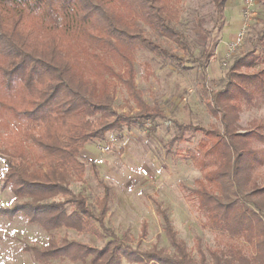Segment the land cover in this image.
Segmentation results:
<instances>
[{
  "label": "trees",
  "instance_id": "1",
  "mask_svg": "<svg viewBox=\"0 0 264 264\" xmlns=\"http://www.w3.org/2000/svg\"><path fill=\"white\" fill-rule=\"evenodd\" d=\"M213 1L218 9L215 28L220 30L228 0ZM180 2L0 0V156L5 165L1 183L16 199L10 208L0 206V213L9 217L22 213L50 233L43 246L24 244L33 263L122 264L126 259L133 264H208L200 244L199 258L188 253L158 202L157 212L175 253L156 245L134 247L127 233L120 235L108 226L111 186L100 178L93 160L89 162L103 186L102 196L92 204L84 192L71 187L73 179L86 181L85 145L104 142L108 132L132 124L144 127L149 122L148 131H155L158 120L167 117L165 109L158 102L148 103L137 87L138 50L175 60L184 69L190 61L204 59L208 65L214 57L205 50L202 58L191 53L185 59L158 40L190 52ZM142 23L158 39L148 35ZM256 39L259 47L226 65L221 87L210 94L208 110L222 129L186 125L173 118L178 131L168 141L171 152L184 131L203 134L196 149L177 150L201 170L195 189L199 205L214 226L244 237L256 248L251 256L242 249L212 252L213 264H264V186L247 190L252 169L263 162L251 140L264 137L242 132L238 122L244 104L264 99V68L256 70L264 56V28L251 38ZM119 86L136 102L135 114H122L114 107ZM60 229L106 240L98 246L67 236L57 238L54 231Z\"/></svg>",
  "mask_w": 264,
  "mask_h": 264
},
{
  "label": "rangeland",
  "instance_id": "2",
  "mask_svg": "<svg viewBox=\"0 0 264 264\" xmlns=\"http://www.w3.org/2000/svg\"><path fill=\"white\" fill-rule=\"evenodd\" d=\"M180 18L188 36L190 52L179 49L168 40L158 39L142 23L146 33L157 38L166 47L185 58H202L205 50L214 54L207 62L186 63L189 68H181L177 61L165 59L149 51L138 50L135 58L136 84L143 92V98L150 104L158 102L165 109L166 118L158 120L155 131L146 126H125L122 131H110L103 142L88 143L82 150L86 161L85 182L72 180L74 191H82L94 204L103 194V186L94 176V168L100 178L111 186L110 207L106 214V224L118 234L127 233L129 243L140 249L156 245L167 253H175L164 230L163 219L157 212L156 202L169 214L179 240L185 242L188 253L199 258L198 244L201 245L208 264H213L212 252L242 249L251 256L256 248L244 237L234 236L226 229L213 225L208 215L199 205L195 189L202 178L201 170L181 154L178 149H196L203 134L194 129L183 133V139L168 151V141L178 131L173 118L186 125L222 129L221 122L207 107L210 94L221 87L226 73L225 61L231 65L236 56H241L252 47H259L258 38L252 41L264 28V0H256V15L242 44L228 59L232 41L237 39L244 25V6L240 0H228L221 19L220 30L215 28L218 9L213 0H181ZM215 28V29H214ZM212 30V31H211ZM211 32V33H210ZM220 38L217 46L215 40ZM192 53V54H191ZM264 56L258 61L256 70L264 68ZM114 107L119 113L133 115L137 112L136 102L122 86H119ZM239 126L242 132H256L264 137V99L256 98L241 107ZM251 144L263 156V162L251 171L248 181L250 190L264 186V140L253 138ZM89 160L95 162L93 168ZM146 169L147 174L142 172ZM5 165L0 156V206L10 208L16 202L10 188L2 187ZM250 186H252L250 188ZM255 199V198H254ZM252 208V202L248 203ZM143 224L146 225L143 230ZM57 238L67 236L83 242L101 246L106 238L91 234H81L74 230L54 231ZM50 233L36 223L27 221L26 216L17 213L14 217L0 213V264H35L31 254L23 249L25 243L43 246ZM122 264H133L123 259Z\"/></svg>",
  "mask_w": 264,
  "mask_h": 264
},
{
  "label": "built area",
  "instance_id": "3",
  "mask_svg": "<svg viewBox=\"0 0 264 264\" xmlns=\"http://www.w3.org/2000/svg\"><path fill=\"white\" fill-rule=\"evenodd\" d=\"M244 6V15H245V21H244V25L243 28L241 30V33L239 35V37L232 41L230 46H229V51L227 54V58L230 59V57L237 51V49L240 47V45L242 44V40L246 34V29L250 26L252 18L256 15L255 12V4H256V0H240ZM228 60L225 61V65H227ZM149 123H147L148 125ZM142 172L147 174L146 169H142Z\"/></svg>",
  "mask_w": 264,
  "mask_h": 264
},
{
  "label": "crops",
  "instance_id": "4",
  "mask_svg": "<svg viewBox=\"0 0 264 264\" xmlns=\"http://www.w3.org/2000/svg\"><path fill=\"white\" fill-rule=\"evenodd\" d=\"M236 40V39H235Z\"/></svg>",
  "mask_w": 264,
  "mask_h": 264
}]
</instances>
